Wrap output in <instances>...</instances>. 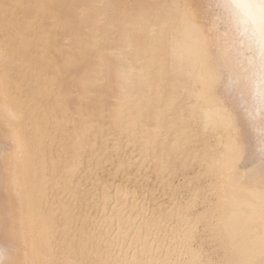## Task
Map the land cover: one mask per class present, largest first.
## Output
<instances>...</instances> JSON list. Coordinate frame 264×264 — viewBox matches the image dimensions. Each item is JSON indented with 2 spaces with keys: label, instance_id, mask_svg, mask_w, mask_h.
Returning a JSON list of instances; mask_svg holds the SVG:
<instances>
[{
  "label": "bare ground",
  "instance_id": "bare-ground-1",
  "mask_svg": "<svg viewBox=\"0 0 264 264\" xmlns=\"http://www.w3.org/2000/svg\"><path fill=\"white\" fill-rule=\"evenodd\" d=\"M173 2L0 0V248L13 249L12 264H261L258 211L228 222L209 171L228 131L186 122L170 57L164 106L175 104L163 123L159 94L142 114L143 93L127 123L117 121L128 105L119 70L134 71L139 88ZM185 2L211 26L212 0ZM142 16L160 19L155 35ZM229 29L242 59L251 22L241 16ZM130 51L148 55L141 65ZM259 164L253 134L241 170ZM227 196L257 205L239 188Z\"/></svg>",
  "mask_w": 264,
  "mask_h": 264
},
{
  "label": "snow or ice",
  "instance_id": "snow-or-ice-1",
  "mask_svg": "<svg viewBox=\"0 0 264 264\" xmlns=\"http://www.w3.org/2000/svg\"><path fill=\"white\" fill-rule=\"evenodd\" d=\"M210 10L213 13L212 23L205 29L197 22L192 3L179 0L171 4V13L163 17L165 27L160 30L163 39L148 45L153 49L152 63L147 74L141 68L139 88L134 71L125 68L119 70L124 81L123 92L128 95V105L117 117V121L121 125L127 123L130 112L137 105V94L143 93L141 113L145 111V104L148 106L147 111H152L153 96L159 94L155 105L159 108L156 119L158 124L163 123L175 104L173 100L170 106H164L170 57L173 87L178 92L182 90L181 94L188 97V109L184 113L186 122L195 120L197 127H203L206 131L221 128L228 131L227 142H222L209 153V171L219 181L213 185L215 194L222 196L223 193L219 206L226 210L228 222L237 215H246L244 209H251L253 214L258 211L260 223L264 225V0H212ZM241 16L252 25L247 39L248 54L242 59L237 55L235 40L229 29L230 22ZM141 20L143 30L147 31L151 25L155 35L160 19L153 21L148 16H142ZM169 39L171 47L165 48ZM209 50L216 53L212 59L209 58ZM129 54L135 55L141 65L143 57L148 55L147 52L139 51H130ZM193 55L198 57L195 62L192 60ZM158 66H161L159 76L156 75ZM8 115L13 121L17 119L15 113L9 112ZM142 123V119L136 121L134 131L138 135ZM253 134L260 153V164L242 171L241 161ZM185 135H188L187 130ZM13 140L19 151L15 135ZM228 188H239L253 194L258 206L237 197L229 199ZM260 247L264 256V235L260 237ZM12 251L11 247L0 248V264H12L8 259ZM261 264H264V259Z\"/></svg>",
  "mask_w": 264,
  "mask_h": 264
}]
</instances>
